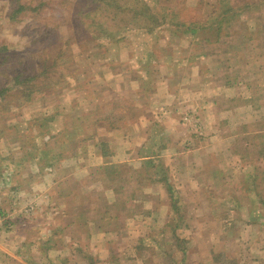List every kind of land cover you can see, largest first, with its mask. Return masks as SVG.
Returning <instances> with one entry per match:
<instances>
[{
    "label": "rangeland",
    "instance_id": "obj_1",
    "mask_svg": "<svg viewBox=\"0 0 264 264\" xmlns=\"http://www.w3.org/2000/svg\"><path fill=\"white\" fill-rule=\"evenodd\" d=\"M135 1L120 0L119 4L132 6ZM140 1L149 5L154 15L165 16L163 26L150 31L146 17L140 14L134 17L132 12L126 9L121 10L124 23L110 24L106 21L109 15L100 11L103 8L102 0H0V45H7L11 55V58L0 65V87L9 83L15 70H20L21 61L18 59L21 57H25L26 61L29 55H35V60H41L42 51L47 50L49 44L53 49L47 52L48 59L56 58L60 53L63 57L67 55V63L59 62L57 69L50 66L56 71L50 75L52 79L59 78V74L63 76L61 87L50 91L41 82L35 81L32 83L34 92L30 97L23 98L20 90L13 87L14 90H8L3 99L0 98V237L12 239V235L17 233L25 236L26 241L18 248L24 257L23 260L31 258L29 264H107L101 258L90 256L91 250L96 249L93 243L99 239L93 232L90 239L92 241L88 240V235L91 234L90 226L82 224L79 216L75 231L72 225L60 231L58 227L62 229L69 223V219L64 225L56 226L57 216L53 218V215H47L45 212L48 200L42 203L37 197L19 193L20 189L24 186L26 191L29 190L34 183L41 180L42 172L47 170L60 169L62 173L72 175L74 161L70 159L78 158V155L87 150V140L106 139L108 133L113 132L109 130H114L109 128V119L115 120L124 110L123 118L115 124L117 131H122L123 125L128 121L150 113L154 104L161 106L163 112L172 110L174 121H164L166 124H162L163 128L154 129L150 136L151 142L167 146L168 149L172 144L175 145V150L164 149L163 155L185 152L188 148L195 151L194 146H199L206 140L207 131L204 129L201 114L191 108L197 100L194 96L189 98L190 93L185 99L181 97V104L178 97L174 105L165 104L166 100L160 98H165L166 88L171 92L177 90L180 93L185 85L195 87L197 83L190 81L192 75L198 72V76H202L210 67L215 68L214 74L217 76L226 72L227 81L241 79L243 91L248 95V99L243 97L244 99L237 100L238 103L231 101L222 106H237V109L252 107L255 113L254 115L252 111L248 114L244 110L240 116L244 123L242 125L250 126L247 129L252 130L251 137H255L253 141L256 146H242L237 137L238 139L232 142L230 151L244 155L250 150H260L259 157L253 155L252 158L240 161L243 169H248L245 171L252 176L247 182H242L241 185L238 183L237 186L242 189L241 195L234 198L236 201H242L240 213L234 216V210L229 209L228 204L233 203L232 196L235 194L228 193L227 205L214 206V218L222 223L220 228L230 233L232 220L241 214L242 220L248 217L245 205H248L251 197L249 190L258 191L255 197L252 195L254 202L264 200V0ZM40 2L45 3L41 10L30 13L29 10ZM19 3L28 8L15 12ZM240 10L242 12L237 13ZM213 18L217 25L212 27L210 25L213 23L209 22ZM170 21L178 24V30L169 28ZM208 26L209 28H206ZM36 39L38 43H35ZM196 62L201 64L196 65ZM194 76L196 78L197 75ZM142 81V94L146 95L145 97L150 94L152 97L149 105L137 94ZM245 85H248L247 88ZM37 89L42 92H36ZM156 90L161 92L156 101L162 103H152L155 96L153 94H157ZM74 106L77 107L75 112L64 114ZM127 107L135 109L130 112L126 110ZM80 113H84L85 117L77 124L78 128L60 130L59 127L64 124L65 119ZM164 115L163 113L161 117L163 120L171 117ZM186 116L191 118L190 121H186ZM62 118L63 121L60 122ZM66 123L70 124V121L67 120ZM232 123H235L234 120ZM167 126L171 128L170 133ZM237 127L235 130H224V133L238 134ZM243 134L240 135V138L243 136V142L252 139L249 136L244 137L245 133ZM53 135L57 138L51 141ZM182 138L186 140L183 142ZM187 143L189 146H186ZM148 147L146 153L155 146ZM139 168L140 166L136 165L119 169H126L122 170L124 174L138 176L148 184V177H142ZM149 170L150 168H147V171ZM232 177L227 182L229 186L234 187L239 180L236 176ZM45 179L52 181L53 177L48 175ZM122 181L124 182V179ZM119 182L113 180L108 184L119 188L122 184ZM16 184L21 187L17 189ZM85 184L95 187L94 194L67 193L69 188H72L67 185L63 186L61 191L51 190L52 202H58L55 194L57 192L67 199V218L78 213L69 206L74 204L75 196L82 197L84 202L82 199L77 202L81 205L90 203V200L97 201L93 204L103 208L104 217L113 212V209L106 210L110 195L95 192L102 183L88 180ZM104 184L107 185L105 182ZM130 184L135 187L134 182ZM64 188L66 192L63 191ZM172 197V225L167 228L175 230L180 227L179 235L183 238L169 237L167 240L166 237L161 243H156L160 244L157 246L141 247L136 251L126 250L120 256L118 253L112 257V264H192L202 257L203 242L196 241L195 235L193 240L186 238V230L190 228L199 234L198 239H201L202 232H206V192L194 195L196 207L192 209H186V196ZM153 199L154 195H147V202L152 204L156 201ZM173 206H176L175 210ZM256 208L259 215H264V206L259 204ZM84 209L83 207L81 210ZM196 216L202 219L201 222L194 219ZM61 221L64 222L63 219ZM262 221L264 222V218L260 219V222ZM46 222L53 225L47 235L43 231L38 232ZM100 228L106 230L112 227L105 223ZM182 231L185 233L182 234ZM64 232L73 238L67 237ZM257 235L254 234L253 241L249 239L247 244L237 243V248L242 253L240 258H229L223 253L214 252L215 262H256L257 252L263 245L256 240ZM25 263L27 264V261Z\"/></svg>",
    "mask_w": 264,
    "mask_h": 264
},
{
    "label": "crops",
    "instance_id": "obj_2",
    "mask_svg": "<svg viewBox=\"0 0 264 264\" xmlns=\"http://www.w3.org/2000/svg\"><path fill=\"white\" fill-rule=\"evenodd\" d=\"M199 64L201 63L196 62V65ZM215 72V68L213 67H210L202 76H198L199 73L196 72L194 75H197V79L192 75V79L190 80L197 83L195 87L185 85L184 88L180 90V93H178L177 90L171 92L166 88L165 98H160V100H166L165 104L174 105L178 97L179 104H181V97L185 99L188 93H190L191 97L189 98L194 96L197 100L194 104L195 106L191 108H194V110L201 114L204 129L206 128L207 131L206 140L199 146H194V148L196 147L195 151H191L188 148L185 152H170L163 155L164 149H168L167 146L155 145L154 142H151L152 139H150V136L154 129L163 128L161 127L162 124H166L164 121H174L172 120L174 115L172 110L166 113L167 111L163 112L161 106L154 104L153 107L151 106L153 110L150 111V113L142 114V116H138L136 120L132 119L128 121L123 125L122 131H117V129L109 130L113 132H109L107 138L104 140H87L85 142L87 150H84L83 154L78 155V158L70 159V161H74L72 162L74 165V167H72V175L64 174L60 169L44 171L42 172L43 177L41 180L34 183L27 191L22 185L24 188L22 187L19 193H25L28 197H37V199L39 198L38 201L42 203L48 200L45 212L47 215H53V218L57 216L56 219H58V221L55 223L56 226L64 225L65 221L69 219V223L64 225L62 229L58 227L60 231H64V229L70 225L75 227L73 229L75 231L79 224L77 221L79 216L78 219L81 220L82 224L84 223V225L90 226L89 229H91V234L88 235V240L92 239L93 232L97 234L99 239L93 243V247L96 249L91 250L90 256L101 258V260L106 261L107 264H112L111 258L115 257L118 253L120 256V254L126 250L136 251L141 247L157 246L160 244L156 245V243H161L163 238L166 237H168L167 240H169V237L178 239L180 236L179 232H181L178 230L180 227L175 230L167 228L169 225H172V196H186V209H192L196 207L194 195L206 192V210L208 211L206 214V232H202L201 239H198L197 236H199V234L194 233L190 228L186 230V238L190 237L193 240V236L195 235L194 239L196 241L203 242L202 257L192 264H217L214 260V252L223 253L229 258H240V254L242 253L237 248V243L246 242L245 244H247L249 239H253L254 234H258L256 240H259V243H263V245L257 252V261L252 264H264V222H260V219L262 220L264 215H259L256 208V205L258 206L259 204L260 206H264V200L254 202V199H252V195L255 197L258 191L253 189L249 190L251 197L248 200V205H245L248 217L242 220L241 214L239 217L232 220L230 229L232 231L230 233H226L220 228L222 223L214 218V206L218 205L217 207H224L227 205L226 202L228 201L226 200V194L228 193L235 194L232 196L233 203L229 202L228 204L229 209L235 211H232L234 216L240 213L239 209L243 207L241 204L242 201L240 202V199L237 201L234 199L236 195L239 196L240 192H242L241 187H237L238 183L241 185L242 182H247L248 178H252L250 175L251 173L245 171L248 169H243V165L242 163L240 164V161L252 158L251 156L253 155H255V157L260 156V150L257 151L256 149L250 150L248 154L244 155H239L230 151L232 142L236 141L238 138L242 142V146H244V144L251 148L256 146V142L253 141L255 137H251L252 130L249 131L247 129L250 126L242 125L244 123L240 116L244 113V110L249 114L253 109L252 107L248 109L247 107L245 109H237V106H233L232 108L222 106L231 101L237 102V100L244 99L248 95L246 91H243L241 79L230 82L226 80V72L220 76L214 74ZM188 82L189 81H186V83ZM142 83H144V81L140 82L137 94L139 96L141 95L140 98H143L145 104L149 105L152 97L150 94L147 97L142 94ZM247 86L248 85H245V88H247ZM156 92L157 94H153L155 96L152 103H162L156 101V98L158 95L160 96L161 92L159 90H156ZM176 106H174V108ZM186 108H188V106H186ZM133 109L135 108L127 107L126 110L131 112ZM76 110L77 107L74 106L64 114L69 112L73 113ZM163 113L165 117H171L169 119L167 118L168 120H163L161 118L163 117ZM252 113H254V111ZM65 116L70 117V115ZM84 117V113H80L78 116L75 115L69 119H65L64 124H61L59 128L60 130H75L78 128L77 124ZM190 119V117L189 119L187 117L186 121L188 122ZM67 120L70 121V124L66 123ZM232 120H234L235 123H232ZM59 121L62 122L63 118ZM236 127L239 131L238 134L224 133V130H235ZM167 128H169V132L171 128L168 126ZM176 129H178V127H176ZM60 130L58 131L61 132ZM243 133H245L244 137L248 138L249 136V138L251 137L252 139L243 142V139H241L243 136L240 138V135H244ZM55 137L56 135H53L51 141L57 138ZM185 140L186 139L183 138L181 139L183 142ZM0 141H2V139H0ZM153 145L155 146V151L152 149L150 150L152 152L148 150L146 153L145 150L147 147L149 146L148 148H150L153 147ZM186 146H189V144L187 143ZM158 148L160 151H158ZM174 148L175 145L172 144L171 148L168 150H175ZM150 161L154 162V167L156 168L151 169L148 167L150 170L147 171V166L144 164ZM161 161H163L165 165H163ZM136 165H138V167L140 166L139 172L141 175L143 174L142 177L149 178L148 184L141 181L138 176L124 174L122 170L126 169H119L120 167L130 168V166ZM109 167H113L114 169L117 168V179H112L113 176L108 174L112 170L107 174L105 173L104 169ZM47 174L53 177L52 181L45 179V177H48ZM232 176H236L239 180H237L238 182L234 187L229 186L230 184L227 182L228 179L233 178ZM122 179H124V182ZM88 180L90 182L100 181L102 183V186L100 185L95 192H97L96 194L107 193L110 195L108 196L106 210L110 211L113 209V212L104 217L103 208L98 207L97 204H93L97 203V201L92 202L90 200V203H83L81 205L77 204V202L80 201L82 197L80 196L77 198V196H75L74 204L69 206H72L78 213H76L75 216L72 215L67 218V199L61 196V193L58 194L57 192L55 194H57L56 198L58 202L55 203V200L52 202L51 190L59 189V191H61L63 186L68 185L72 188H69L67 193H73L74 195L94 194L93 189L95 187L85 184ZM113 180L122 183L119 188L115 185L110 186V184H108ZM104 182L107 185H105ZM131 182H134V188L131 186ZM19 187L21 186L17 187L16 184V188L18 189ZM12 188L11 191L13 192L14 187ZM65 188L63 191H65ZM136 194L139 196H136ZM146 194L154 195L153 200L156 199V201L152 204L147 202ZM148 198L150 199L151 197ZM82 202H84L83 199ZM177 206L180 205L177 204ZM83 207L85 208L84 211L81 210ZM61 219H63L64 222L61 221ZM194 219L199 222L202 220L199 216H196ZM183 220L188 222L185 219ZM104 222L107 226L112 228L106 230L100 228L102 224H105ZM56 226H54V228ZM52 227V223L46 222L42 229H38V232L43 231L47 235L51 232L50 228ZM184 233L185 231H182V234ZM66 236L73 238V236L67 234ZM12 237V239L0 237V264H26V260H23L24 257L18 248L22 242L26 241V237L19 233L12 235ZM180 238L183 237L180 236ZM8 240H10V242ZM215 254L218 255L217 253Z\"/></svg>",
    "mask_w": 264,
    "mask_h": 264
},
{
    "label": "trees",
    "instance_id": "obj_3",
    "mask_svg": "<svg viewBox=\"0 0 264 264\" xmlns=\"http://www.w3.org/2000/svg\"><path fill=\"white\" fill-rule=\"evenodd\" d=\"M119 1L120 0H118V1L117 0H102L103 8L100 11H102L103 13H107L109 15V17L106 19V21L108 23H110V24L124 23L123 22L124 14L122 13L121 10L126 9V10L131 11L134 17L137 14H140L142 17H146L147 19H145V20H146V22H148V25L150 26L149 27L150 31L154 30L157 27L160 28L161 26L164 25L165 16L160 17V15H156V14L154 15L151 12L152 8H150V6L147 4L141 3L140 0H136L132 6H128V5L121 6L119 4ZM44 4L45 3L40 2L39 5L34 6L32 9L29 10V12L35 13L36 11H40L41 7H43ZM141 5H142V7H141ZM17 6L18 7H17L15 12L26 10V7H27L26 5H23L20 3ZM247 6H245V7H247ZM240 12H242V10L237 11V13H240ZM36 16H38V15H36ZM173 16H174V14H173ZM214 21H215V18H213L209 22V23H213L210 26L213 27V26L217 25V24H215ZM168 26H170L169 27L170 29L178 30V28H177L178 24L173 22V21H170V23H168ZM206 28H209V26ZM40 39H41V37H40ZM35 43H38V39L35 40ZM48 47L49 48L47 50L44 49L46 52L42 51L43 52L42 53L43 59H41V60L40 59L35 60L34 59L35 55H29L28 56L29 58L26 61H25V57L24 58L21 57L20 59H18V61H21L19 63L20 64V66H19L20 70H15L14 71L15 73H13V75L10 77L9 83H6L4 86L0 87V98L1 99H3L4 94L6 92H8V90H10V89L14 90L13 87H15L16 90L17 89L20 90L19 93L20 94L22 93L21 95L23 98L30 97L32 95V93L34 92V88L32 86V83L35 81L41 82V84H43V86H45L47 89H50V91H54L55 89H57V87L58 88L61 87L60 84H61V79L63 78V76H60V74H59V78L52 79L50 77V75L54 74V72H56V71H54L55 69L50 67V66L56 67V69H57L60 66L58 64L59 62L60 63L63 62V64L67 63L66 62L67 55H65L63 57L62 54L60 53V54L56 55V58L48 59L47 52L52 51V49H53L51 44H49ZM9 58H11L9 47L5 44L0 45V65L2 63L6 62ZM57 60H60V61H57ZM68 64H69V62H68ZM36 92H42V91H40V89L39 90L37 89ZM124 114H125V110L122 111V114L118 118H115V116L113 115L115 120L109 119V123H110L109 128L115 129L116 128L115 124L123 118ZM122 122L124 124V120H122ZM144 165L147 166V168L148 167H150L151 169L156 168V167H154V162H151V161L145 163ZM160 167H161V165H160ZM160 167H159V169H160ZM113 169H114L113 167H109V168H105L104 171L107 174L109 171L112 170L108 174H111V176H113L112 179H117L118 178V176L116 175L118 173L117 168L114 170ZM148 180H149V178H148ZM173 209L175 210L176 208L174 207ZM26 261H27V264H29L31 262V258L30 257L27 258ZM19 264H21V263H19Z\"/></svg>",
    "mask_w": 264,
    "mask_h": 264
}]
</instances>
